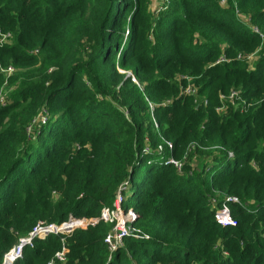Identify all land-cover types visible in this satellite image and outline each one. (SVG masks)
<instances>
[{
  "label": "trees",
  "instance_id": "1",
  "mask_svg": "<svg viewBox=\"0 0 264 264\" xmlns=\"http://www.w3.org/2000/svg\"><path fill=\"white\" fill-rule=\"evenodd\" d=\"M237 5L264 33V0ZM157 14L148 0H0V60L16 70L0 103V264L38 221L98 216L125 180L148 237L110 252L100 220L35 238L13 264H264V57L236 58L259 35L233 1L167 0ZM231 89L244 103L217 111ZM185 152L205 154L197 172L166 162ZM211 188L239 198L236 225L216 223Z\"/></svg>",
  "mask_w": 264,
  "mask_h": 264
},
{
  "label": "built area",
  "instance_id": "2",
  "mask_svg": "<svg viewBox=\"0 0 264 264\" xmlns=\"http://www.w3.org/2000/svg\"><path fill=\"white\" fill-rule=\"evenodd\" d=\"M161 1L163 3L167 2V0H161ZM217 1L222 6L226 7L229 5V0H217ZM233 3H234V9L236 15H238L239 10L237 9L235 0L233 1ZM244 22L248 24V26L253 31L259 33V30L255 25H251L246 20H244ZM9 38H10L9 32L0 30V46L5 44L9 40ZM248 57L249 56L247 54H242L240 52L236 54V58L238 59H247ZM225 60H226L225 56L221 55L215 62L219 63ZM11 67L12 66L8 68L5 67L4 69L2 68V66H0V73L1 72L7 73L6 71L10 72L11 70H13V67L12 68ZM181 92L185 94L195 95L196 88L187 85L184 89H182ZM220 95L221 98L228 99V101H231L235 97V95H237V93L235 92V90H231L227 94H220ZM4 101H5L4 94L0 92V102L3 103ZM242 102L243 100H241V103ZM247 105H250V103H248ZM221 109H222L221 106L216 107L217 111ZM44 115H45L44 110L39 112L37 117L33 120V125L28 126L27 128L28 134L32 132L33 128H35L33 126L44 123V119H45ZM194 145H195L194 143H190L188 145V150L191 151ZM165 146L171 148L172 144L170 141L163 138V142L156 146V150L159 153H161L162 150L165 148ZM213 148L217 151H225L229 157L233 155L230 150L225 149L223 146L216 145ZM166 162L173 165L177 170H180L181 167H183L182 160L176 159L172 156H168ZM128 187H129V182L127 180L123 181L116 190L112 204L110 206L102 207L99 215L96 217H90V218L82 217L78 219H68L61 222L60 224L38 221L26 236L18 237L16 243L4 254L1 264H13L16 260L21 258L23 255V248L26 245L32 247L33 246L32 242L35 238H44L49 234L68 235L74 229L86 228L89 224L96 223L97 221L100 220L112 224L105 238L107 249L110 252L121 247L123 245V239L125 237L128 236L148 237L140 230V228L135 226L133 223L134 219L136 218L135 210L132 207L123 206L125 192L127 191ZM233 203H240V200L237 196L225 193L216 188H211V192H209L208 205L210 209L213 211L214 220L220 226L236 225L237 221L232 216L230 209V206ZM65 252H66L65 248L60 252H56L55 254L56 258H58L59 260H64ZM48 264H50V262Z\"/></svg>",
  "mask_w": 264,
  "mask_h": 264
},
{
  "label": "rangeland",
  "instance_id": "3",
  "mask_svg": "<svg viewBox=\"0 0 264 264\" xmlns=\"http://www.w3.org/2000/svg\"><path fill=\"white\" fill-rule=\"evenodd\" d=\"M230 1H234V0H229V2H230ZM160 2H162V1H161V0H154V3H155V4H154L152 0H148L149 10H150V12H151L154 16H157V15H158L157 12L162 8V6H163V4H164V3L162 2V4L160 5ZM165 3H166V2H165ZM236 4H237V0H236ZM237 9H239L238 5H237ZM237 16H238V18L242 19L243 21L246 20L248 23H251V22H250V18H249V16L246 15V14H244L243 12H241L240 9H239V14H238ZM258 30H259V29H258ZM260 34H262V35H260ZM258 35H259V38H260L259 44H258V45H257L252 51H249V52H246V51H240V53H242V54H247V55L249 56L247 59H244V60L246 61L248 67H252V66H254L255 63L257 62V60H259L260 58L264 57V33H262V32L259 30ZM10 40H11V34H10V38H9V40L7 41V44L10 43ZM238 53H239V52H238ZM218 58H219V57H218ZM218 58H217V59H218ZM217 59H216V60H217ZM4 65H5V66H4ZM4 65H3L2 61L0 60V66H2V68L5 69V67H6V68L10 67V66H8V64H4ZM11 68H12V67H11ZM6 72H7V73H2V72H1L2 76L4 77V80H3V82H2V84H1V86H0V92H2V93L4 94V100H7V99H8L9 94H11V92H12L13 89H14L13 86L10 85V80H11V79H7V77L9 78L13 73L16 72V70H15L14 67H13V70H11L10 72H8V71H6ZM189 80H190V78L187 77V83H186L185 85L182 86L181 91H182V89H184L187 85H190L191 87L196 88V87L193 85V83H192L191 81H189ZM231 90H235V92L237 93V95H235V97L231 100V102H234V104H233L232 106H235V107L237 106V107H238V104H239V102H240V100H241V98H240V96H239V90H238V89H231ZM227 93H229V92H227ZM227 93H223V94H227ZM221 94H222V93H221ZM220 96H221V95H219V98H220V101L222 102V104L219 105L218 107L221 106L222 109H221V110H218V111H219V112H222V111H224L225 108L227 107V101H228V99H223V98H221ZM229 102H230V101H229ZM257 102H258V101H257ZM0 103H1V102H0ZM33 127H35V126H33ZM214 146H216V145H214ZM214 146H213V147H214ZM219 146H221V145H219ZM213 150H215V149L213 148ZM204 155H205L204 153L201 154V155L196 153V154H194V155L188 157L187 152H185V154L182 156V158H178V159L182 160V162H183L182 165H183L184 167L187 165L188 170H189V173H190V171H195V172H197V170L200 169L201 162H202V160H203ZM157 162H161V159H158ZM145 167H146V164H144V166L141 167V169H140V173L143 172V170L145 169ZM184 167H181V169L178 170V171L183 170ZM130 190H131V187H130L129 191H130ZM126 192H127V191H126ZM126 192H125V195H126ZM208 201H209V193L207 194V203H208Z\"/></svg>",
  "mask_w": 264,
  "mask_h": 264
},
{
  "label": "crops",
  "instance_id": "4",
  "mask_svg": "<svg viewBox=\"0 0 264 264\" xmlns=\"http://www.w3.org/2000/svg\"><path fill=\"white\" fill-rule=\"evenodd\" d=\"M153 1V3H154V0H152ZM155 4V3H154ZM162 4V2H160V5ZM129 189H130V187H128V189H127V192H126V195H129ZM126 195H125V197H126ZM65 250L67 251V249L65 248Z\"/></svg>",
  "mask_w": 264,
  "mask_h": 264
},
{
  "label": "water",
  "instance_id": "5",
  "mask_svg": "<svg viewBox=\"0 0 264 264\" xmlns=\"http://www.w3.org/2000/svg\"><path fill=\"white\" fill-rule=\"evenodd\" d=\"M129 75H130V73L127 74V76H129ZM133 80H134V79H133Z\"/></svg>",
  "mask_w": 264,
  "mask_h": 264
}]
</instances>
